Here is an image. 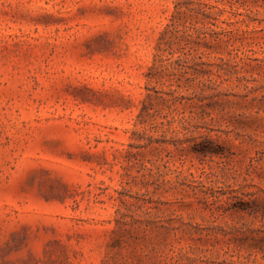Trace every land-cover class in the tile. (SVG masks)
I'll list each match as a JSON object with an SVG mask.
<instances>
[{
	"label": "rangeland",
	"instance_id": "374dc122",
	"mask_svg": "<svg viewBox=\"0 0 264 264\" xmlns=\"http://www.w3.org/2000/svg\"><path fill=\"white\" fill-rule=\"evenodd\" d=\"M0 264H264V0H0Z\"/></svg>",
	"mask_w": 264,
	"mask_h": 264
}]
</instances>
